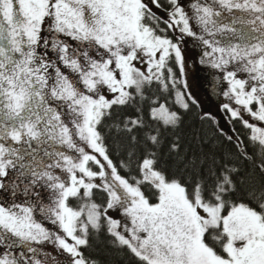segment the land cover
I'll list each match as a JSON object with an SVG mask.
<instances>
[{
  "label": "snow or ice",
  "instance_id": "obj_1",
  "mask_svg": "<svg viewBox=\"0 0 264 264\" xmlns=\"http://www.w3.org/2000/svg\"><path fill=\"white\" fill-rule=\"evenodd\" d=\"M0 264H264V0H0Z\"/></svg>",
  "mask_w": 264,
  "mask_h": 264
},
{
  "label": "rangeland",
  "instance_id": "obj_2",
  "mask_svg": "<svg viewBox=\"0 0 264 264\" xmlns=\"http://www.w3.org/2000/svg\"><path fill=\"white\" fill-rule=\"evenodd\" d=\"M190 51L193 52L191 48L187 53L188 60H189V85L192 93L202 102L204 108L209 109L211 108L213 111L214 105L216 103V98L212 97L211 95L207 94L201 87V78L199 77V72L202 71L204 68L194 62V52L191 54ZM199 69V72H198Z\"/></svg>",
  "mask_w": 264,
  "mask_h": 264
},
{
  "label": "flooded vegetation",
  "instance_id": "obj_3",
  "mask_svg": "<svg viewBox=\"0 0 264 264\" xmlns=\"http://www.w3.org/2000/svg\"><path fill=\"white\" fill-rule=\"evenodd\" d=\"M194 52V51H193ZM192 51H190V53H193ZM195 57V54H194ZM199 72V69H198ZM199 77L201 78V87L202 89L209 95H211L212 97H215V95L211 94L210 92V78L208 76V73L205 69H203L202 71L199 72ZM216 98V97H215Z\"/></svg>",
  "mask_w": 264,
  "mask_h": 264
}]
</instances>
